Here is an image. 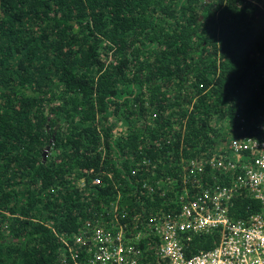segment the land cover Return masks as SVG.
Segmentation results:
<instances>
[{"label": "trees", "instance_id": "16d2710c", "mask_svg": "<svg viewBox=\"0 0 264 264\" xmlns=\"http://www.w3.org/2000/svg\"><path fill=\"white\" fill-rule=\"evenodd\" d=\"M263 111L264 0H0V264H77L113 217L144 233L229 180Z\"/></svg>", "mask_w": 264, "mask_h": 264}, {"label": "built area", "instance_id": "2783aa9c", "mask_svg": "<svg viewBox=\"0 0 264 264\" xmlns=\"http://www.w3.org/2000/svg\"><path fill=\"white\" fill-rule=\"evenodd\" d=\"M218 164L227 182L202 188L176 213H159L144 233L129 234L113 217L77 234V264H264V111L252 133L231 138ZM244 192L260 202V210L234 219L233 199ZM206 230L219 232L218 243L188 253L191 236Z\"/></svg>", "mask_w": 264, "mask_h": 264}, {"label": "water", "instance_id": "95a60500", "mask_svg": "<svg viewBox=\"0 0 264 264\" xmlns=\"http://www.w3.org/2000/svg\"><path fill=\"white\" fill-rule=\"evenodd\" d=\"M58 126V125H57ZM55 132V131H54ZM52 139H53V137H52Z\"/></svg>", "mask_w": 264, "mask_h": 264}]
</instances>
